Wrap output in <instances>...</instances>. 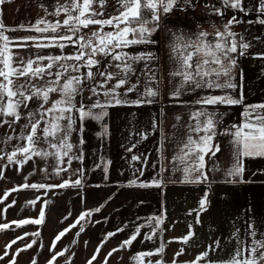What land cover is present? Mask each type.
Segmentation results:
<instances>
[{
  "label": "crops",
  "instance_id": "0c3cea01",
  "mask_svg": "<svg viewBox=\"0 0 264 264\" xmlns=\"http://www.w3.org/2000/svg\"><path fill=\"white\" fill-rule=\"evenodd\" d=\"M55 2L56 0H7L0 6L3 23L10 28L35 23L37 19L46 16L44 7L50 12ZM193 2L194 8L174 10L168 17L162 18L161 27L154 36L158 44L125 49L133 54L142 51L155 53L157 59L150 66L157 73L159 96L153 103L109 107L102 122L85 121L84 142L79 144L80 138L76 133L71 138L72 143L79 144V148H74L73 151L82 156V160L73 159L70 165L66 163L67 171H62L58 176L53 174L55 160H42L38 157L22 166L9 165L3 174L6 183L18 188H23L25 183L58 185L65 180L81 179L80 186L38 190L47 195L49 192L65 191L67 201L77 202L82 212L91 211L88 222L90 218L93 219L90 229H93L94 235L97 233V237L107 230L108 233H116L111 237L125 241L139 227L137 239L124 247L131 252L141 250L155 253L163 244V254H156L158 261L162 260L165 264H192L207 249L210 255L201 259L200 264H208L209 260L222 264L238 248L251 243L253 237L249 234L250 231L256 233L255 239L264 240V157L243 158L242 177H229L227 173L235 160L231 137L223 134L225 129L243 122L247 105L264 103V54H248L247 50L245 55H237V65L232 73L233 83L236 85L233 89H197L185 91L179 98H173L171 93L179 86L180 78L169 76L175 65L169 58L172 36L168 29L173 32L182 31L186 36H192L200 30L214 33L216 27L223 30V25L233 16L239 20L242 18L241 21L246 26L250 20L256 22L260 18L264 19V13L259 11L261 0H242L246 12L223 9L221 0ZM115 5L116 0H108L106 14H113ZM213 5L222 8L224 15H216ZM47 18L55 19L52 16ZM97 27L90 26L84 31L90 34ZM6 34L12 37L40 35L23 30ZM243 37L247 42L246 35ZM75 50V47L69 46L63 51L70 54ZM19 51L22 54H61L56 48L40 50L29 47ZM135 67L137 76H140L145 67L144 62ZM137 76L132 77L133 83ZM140 82L138 91L143 90L144 76H140ZM226 94L236 98L242 95L243 104L201 106L195 103L203 96ZM90 95L85 90V103L96 99L93 96L92 100H88ZM136 98L137 93L128 94L129 100ZM52 99H57V96L53 95ZM201 107L218 114L220 123L214 143L219 145L220 151L215 156L211 153L205 156L203 171L208 177L206 182H188L185 180V173L180 170L184 165L174 158L187 138L188 125L195 123L191 120L190 113ZM177 116L180 117L179 120ZM105 128L106 134L100 135L105 132ZM134 156L139 159L134 160ZM45 168L47 172L44 171ZM77 169L80 172L75 173L74 170ZM132 180L136 183L130 184ZM154 180L160 181L159 186L153 184ZM141 184L148 186L142 187ZM53 197H48L47 206L52 207L56 203ZM49 198L54 201L50 202ZM205 198L206 208L200 210V201ZM97 208L100 211H95ZM157 218L162 222L157 223ZM107 234L103 236H108ZM149 235L152 239H145ZM186 235L191 238L184 243ZM212 247L218 250L213 253Z\"/></svg>",
  "mask_w": 264,
  "mask_h": 264
},
{
  "label": "snow or ice",
  "instance_id": "6c2138e0",
  "mask_svg": "<svg viewBox=\"0 0 264 264\" xmlns=\"http://www.w3.org/2000/svg\"><path fill=\"white\" fill-rule=\"evenodd\" d=\"M6 2L7 0H0V6ZM221 2L223 9L231 8L246 12L242 0H221ZM107 4L108 0H56L52 11L49 12L44 7L46 16L37 19L35 23L21 24L17 28H10L3 23L2 8H0V128L7 125L10 129L9 133H5L3 138H0V160L8 162L0 165V178L9 165L22 166L36 157L42 160L49 158L55 160L53 174L58 176L62 171H67L66 163L70 165L73 159L82 160V156L77 155L73 149H78L79 144L84 142L85 121L102 122L108 114L109 107L151 104L159 96L157 73L150 66L151 62L157 59L155 53L142 51L133 54L125 49L137 45L158 44V40L153 37L161 27L162 18L168 17L174 10L185 11L194 8L193 0H116L113 14H106ZM212 8L216 15H224L222 8L215 5ZM259 11L264 13V0H261ZM48 16L55 19L50 20ZM61 16L63 19H60ZM241 22L233 16L223 25V30L213 25L216 27L214 33L200 30L192 36H186L182 31L173 32L168 29L172 36L169 43V58L175 65L169 76L180 78L179 86L171 93L173 98H179L185 91L226 90L236 87L232 73L237 65V55H245L250 48L243 35L233 31V25ZM258 22L264 24V19ZM90 26L98 27L90 34H86L84 30L89 29ZM20 30L40 35L12 37L6 34ZM28 41L32 43L29 44ZM69 46L75 47L76 50L65 54L63 50ZM29 47L40 50L56 48L61 54L42 55L27 52L22 54L19 51ZM141 62H144L145 67L140 72V76L145 77V82L143 90L138 91L141 82L135 65ZM133 76H137L135 83L132 82ZM85 90L91 93L87 97L88 100H92L93 96L96 97L91 103H85ZM134 92L137 93V98L129 100L128 94ZM53 95H56L57 99L53 100ZM243 102L242 95L236 98L231 94L207 95L195 101L201 106L240 105ZM33 104L35 107L31 106ZM217 115L215 112H209L205 107L190 113V118L195 123L188 125L187 138L174 158L184 165L180 170L185 173V180L188 182H206L208 179L203 171L205 156L208 153L215 156L216 152L220 151L219 145L214 143L220 123ZM179 119L180 117L177 116V120ZM21 121L24 123L21 124ZM17 126L20 128L18 133ZM106 132L105 128V132L100 135H105ZM73 133L79 136V144L71 142ZM223 134L231 137L235 160L227 175L242 177L243 158L264 157V103L247 105L243 122L225 129ZM13 140L17 143L12 145V151L9 153L6 149ZM133 159L139 157L134 156ZM44 171L47 172V168ZM74 172L78 173L80 170ZM81 183V179H76L65 180L58 185L25 183L22 187L51 189L70 185L80 186ZM135 183V180L130 181V184ZM153 184L159 186L160 181L154 180ZM206 204V198L202 199L200 210H205ZM95 211L98 212L100 209L97 208ZM91 215V211L83 212L76 222L61 231L55 240L59 241L66 232ZM44 219L45 212L41 210L37 219L13 223L39 225ZM160 222H162L160 218H157V223ZM9 227V224H0V230ZM79 231H84L83 226ZM115 234L107 235L111 237ZM139 234L140 228L137 227L136 232L123 241L120 248L131 245ZM249 234L253 237L251 243L238 248L231 258L222 264H264V240L255 239L254 231H250ZM190 238V235H186L183 242L187 243ZM145 239L150 240L152 236L149 235ZM15 243L16 241L13 240L12 244ZM11 246V244L7 245L8 248ZM31 247L32 244L27 245V248ZM54 248L55 244H53ZM164 250L165 246L161 244L155 253L140 252L133 259L143 264L145 257L163 254ZM217 250L216 247L211 248L213 253ZM65 251L67 249L54 253L48 264H55L56 257L63 256ZM5 254L7 255V252ZM16 254L18 255L19 252ZM209 255L210 252L206 249L192 264H200V260L208 258ZM11 264H16L15 260H12ZM149 264L153 262L149 261ZM155 264H165V262L161 260L156 261ZM208 264H216V262L209 260Z\"/></svg>",
  "mask_w": 264,
  "mask_h": 264
},
{
  "label": "rangeland",
  "instance_id": "374dc122",
  "mask_svg": "<svg viewBox=\"0 0 264 264\" xmlns=\"http://www.w3.org/2000/svg\"><path fill=\"white\" fill-rule=\"evenodd\" d=\"M241 20L243 21L242 18ZM259 20L256 22L250 20L246 26L242 22L233 25V31L238 34L242 33L243 36L246 35L247 43L250 44L248 54H264V24H260ZM31 106L35 107L34 104ZM23 123L24 121H21V124ZM16 131L17 133L20 131L19 126ZM9 132L7 125L0 128V138ZM16 143L17 141L13 140L7 146V152L10 153L12 145ZM7 163V160H0V165ZM46 195L44 191L38 189L29 190L9 185L5 181L4 174L0 178V224L10 225L8 229L0 230V257H3L0 259V264H11L12 260H15L16 264H33V261L35 264H48L54 253L65 249L67 251L63 256L56 257L55 264H89V261L91 264H105V261L107 264H139V261L134 260L133 257L144 251L131 252L129 249L120 248L124 240L119 241L117 237L103 236L108 233L107 230L97 237V233L94 235L93 229H90L92 218L90 222H88L89 218L81 221L75 228L66 232L59 241H56L55 237L74 224L83 212L79 210L77 202L67 201L65 191L49 192ZM49 195L56 199L52 207L47 206ZM41 210L45 212L42 224L18 225L13 223L14 221L37 219ZM81 226L84 228L83 232L79 231ZM13 240L16 241L15 244H12ZM9 244L12 245L11 248L7 247ZM29 244H32L31 248H27ZM53 244H55L54 249ZM20 249L25 250L19 251ZM114 249L119 250L113 251ZM17 252H19L18 255ZM109 253L112 254L109 255ZM158 259V256L154 254L152 257H145L143 264H149V261L155 264Z\"/></svg>",
  "mask_w": 264,
  "mask_h": 264
},
{
  "label": "water",
  "instance_id": "95a60500",
  "mask_svg": "<svg viewBox=\"0 0 264 264\" xmlns=\"http://www.w3.org/2000/svg\"><path fill=\"white\" fill-rule=\"evenodd\" d=\"M49 201H50V202H53L54 200H53V198H49Z\"/></svg>",
  "mask_w": 264,
  "mask_h": 264
}]
</instances>
